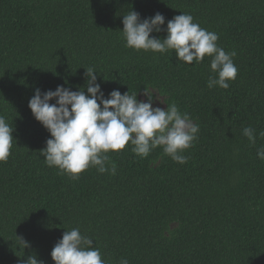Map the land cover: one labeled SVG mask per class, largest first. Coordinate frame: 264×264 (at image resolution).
Segmentation results:
<instances>
[{"label": "trees", "instance_id": "16d2710c", "mask_svg": "<svg viewBox=\"0 0 264 264\" xmlns=\"http://www.w3.org/2000/svg\"><path fill=\"white\" fill-rule=\"evenodd\" d=\"M182 13L218 34L235 51L229 89H208L214 73L174 52L125 46L123 15ZM105 98L113 90L145 89L175 103L199 124V139L180 165L162 149L141 158L126 146L109 153L116 174L95 168L78 180L59 174L40 155L50 133L29 100L57 86L86 91V68ZM55 103V101H50ZM0 115L14 128L7 163H0V264H26L51 252L66 230L93 239L107 264H264V161L242 135L264 131V0H0ZM29 243L23 249L18 238Z\"/></svg>", "mask_w": 264, "mask_h": 264}, {"label": "clouds", "instance_id": "9594fccd", "mask_svg": "<svg viewBox=\"0 0 264 264\" xmlns=\"http://www.w3.org/2000/svg\"><path fill=\"white\" fill-rule=\"evenodd\" d=\"M122 23L121 33L127 48L154 54L172 51L179 61L188 65H199L207 57L214 73L208 79V89L227 90L230 83L235 82L237 53L226 52L218 46V34L202 28L192 15L182 13L168 21L164 39L152 35L165 30L162 27L165 17L160 13L141 20L140 15L131 10L123 15ZM85 78L87 95L84 90L57 86L54 91L46 92L37 88L29 100L33 117L50 133L51 138L40 151L48 167L58 169L59 174L72 180H78L90 168L100 174L115 175L116 165L109 153H119L126 146L141 158L160 148L173 162L180 165L188 162L185 153L199 139V124L193 123L175 103L165 108L154 107V94L146 89V102L138 101L136 94H121L119 90H113L105 98L94 68H86ZM53 100L55 103H50ZM13 131L0 115V163H7L11 156L15 141ZM242 135L249 144L255 145L258 135L264 137V131L257 134L256 129L248 126L242 129ZM256 155L264 161V145L257 149ZM18 241L23 249L30 246L22 237ZM93 241L82 235L79 228L66 230L54 246L51 258L54 264H107L100 249L92 246ZM26 264L41 262L30 256ZM119 264H129V261L121 258Z\"/></svg>", "mask_w": 264, "mask_h": 264}, {"label": "rangeland", "instance_id": "374dc122", "mask_svg": "<svg viewBox=\"0 0 264 264\" xmlns=\"http://www.w3.org/2000/svg\"><path fill=\"white\" fill-rule=\"evenodd\" d=\"M160 101H158L157 99ZM140 100H144L145 102L147 101V97L143 94V95H141V96H139L138 97V101H140ZM153 101H154V103H153V106L154 107H164V104H163V99L161 98V97H159V96H155V98H153ZM161 103V104H160Z\"/></svg>", "mask_w": 264, "mask_h": 264}]
</instances>
